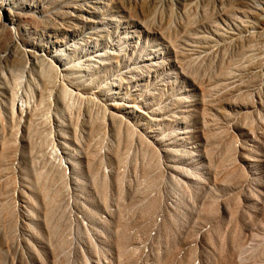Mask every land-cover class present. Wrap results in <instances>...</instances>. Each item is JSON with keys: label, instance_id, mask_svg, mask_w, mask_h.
Wrapping results in <instances>:
<instances>
[{"label": "rangeland", "instance_id": "1", "mask_svg": "<svg viewBox=\"0 0 264 264\" xmlns=\"http://www.w3.org/2000/svg\"><path fill=\"white\" fill-rule=\"evenodd\" d=\"M8 1L0 264H264V0Z\"/></svg>", "mask_w": 264, "mask_h": 264}, {"label": "bare ground", "instance_id": "2", "mask_svg": "<svg viewBox=\"0 0 264 264\" xmlns=\"http://www.w3.org/2000/svg\"><path fill=\"white\" fill-rule=\"evenodd\" d=\"M26 9V7L23 5V4H18L16 3L15 5L14 4H11L10 1L8 0H0V25L2 27H7V23H11V21L13 20L12 15H15L18 17V14L20 11ZM14 44L10 43L9 47H13ZM22 47L24 49V55L28 58V57H32V58H38L40 56H44V55H38L36 53V51L34 50L33 51V47L30 46L29 42L28 41H24V43L22 44ZM23 74L20 75V77L18 78L19 82L16 83L17 84V87H16V94H18V91H19V86H20V79L23 78ZM20 102L17 100L16 103H15V106H14V109L16 108L17 109H23V104L20 103Z\"/></svg>", "mask_w": 264, "mask_h": 264}]
</instances>
